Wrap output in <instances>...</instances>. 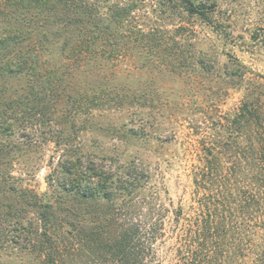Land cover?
<instances>
[{"label": "rangeland", "instance_id": "obj_1", "mask_svg": "<svg viewBox=\"0 0 264 264\" xmlns=\"http://www.w3.org/2000/svg\"><path fill=\"white\" fill-rule=\"evenodd\" d=\"M105 1L132 5L128 44L121 49L126 40L117 35L106 64L82 69L75 63L54 72L62 83L52 89L47 83L50 67L67 53L53 45L43 54L47 70L36 71L33 77L0 74V190L4 185L22 187L45 203L64 200L59 183L67 158L91 157L108 171L126 170L137 162L139 171L147 174L144 193L156 190L170 210L151 264H184L182 257L188 254L179 249L185 246V228L174 217L179 205L186 216L194 210L192 172L203 141L214 121L225 123L233 117L246 93L264 98V0H194L204 3L209 11L205 16L188 12L181 0ZM113 25L119 30L121 22ZM199 56L206 66L197 62ZM171 58L175 63L170 64ZM107 80L115 94L130 90L143 92L144 97L135 106L122 107L72 105L67 98L99 92ZM241 190L244 203L256 194L257 186L248 176ZM112 197L118 204L124 199V195ZM72 198L83 205L93 203L92 215L112 203L104 198L96 203ZM252 205L241 213L239 264H254L264 243V209ZM33 211L29 216H35ZM2 230L0 235L7 233ZM19 243L6 247L0 264H38V256L26 250L28 243Z\"/></svg>", "mask_w": 264, "mask_h": 264}, {"label": "trees", "instance_id": "obj_2", "mask_svg": "<svg viewBox=\"0 0 264 264\" xmlns=\"http://www.w3.org/2000/svg\"><path fill=\"white\" fill-rule=\"evenodd\" d=\"M181 2L192 14L209 13L204 3ZM131 16L130 3L0 0V74L36 76V71L48 69L43 54L58 45L61 53H67L48 72L47 83L55 89L62 80L53 77L54 72L73 68L75 63L76 68L82 69L106 64L111 59L117 35L126 40L121 49L127 46L132 34ZM117 20L121 22L119 30L113 25ZM155 43L158 44L152 45ZM158 50L154 47V51ZM92 61L95 63L90 64ZM197 62L206 66L201 56ZM170 66L173 71L177 69L176 65ZM65 77L66 73L62 72V78ZM108 82L92 95L83 93V96L68 95L67 98L72 105L122 107L135 106L144 97L143 92L130 90L115 94ZM31 96L26 97L28 101ZM214 122L192 172L196 193L194 210L186 216L183 206L179 205L175 211L178 226L185 228V246L179 249L180 254L184 251L188 254L182 257L184 264H239L242 261L241 213L248 204L264 209L263 96L246 93L233 117L225 123ZM88 158L85 160L83 155L67 158L61 164L64 176L59 186L67 198L58 199L64 200L45 203L31 189L4 185L5 189L0 190V231L7 233L0 235V254L11 243L20 244L23 240L29 245L25 246L26 250L38 256V264H151L155 260V245L162 238L170 210L156 190L144 193L148 190L147 174L139 171L137 162H132L126 170L108 171ZM248 176L257 186V192L244 204L241 189ZM73 194L83 201L96 203L98 198H104L112 203L105 211L92 215L93 203L83 205L85 202L75 200ZM114 195H124L123 201L115 203ZM32 210L33 217L29 216ZM60 223L68 228L64 229ZM263 263L264 243L254 264Z\"/></svg>", "mask_w": 264, "mask_h": 264}]
</instances>
